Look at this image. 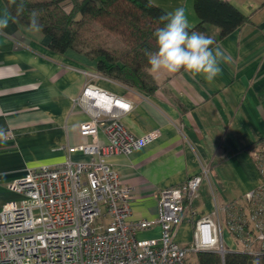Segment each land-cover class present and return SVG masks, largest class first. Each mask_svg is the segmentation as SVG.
<instances>
[{
	"label": "crops",
	"instance_id": "0c3cea01",
	"mask_svg": "<svg viewBox=\"0 0 264 264\" xmlns=\"http://www.w3.org/2000/svg\"><path fill=\"white\" fill-rule=\"evenodd\" d=\"M147 1L166 13L183 6L189 27L198 22L192 0ZM222 1L247 22L216 42L230 56L221 60V74L209 83L202 76L149 70L156 88L147 94L101 76L94 61L81 54L50 51L48 39L15 21L0 0V131L5 134L0 138V210L19 198L7 184L27 168L55 166L67 156L76 162L90 159L79 151L68 154V148L92 141L80 135L87 116L74 106L89 80L86 73L96 75L97 87L131 103L121 118L131 134L159 130L149 145L107 159L133 189L131 220L155 219L159 191L179 186L201 166L208 168V180L197 191L193 219L210 216L215 205H244V195L260 180L250 149L264 139V0ZM97 137L105 142L101 131ZM192 231L193 221L185 214L174 241L190 248ZM159 236L158 226L138 233L141 239Z\"/></svg>",
	"mask_w": 264,
	"mask_h": 264
},
{
	"label": "built area",
	"instance_id": "2783aa9c",
	"mask_svg": "<svg viewBox=\"0 0 264 264\" xmlns=\"http://www.w3.org/2000/svg\"><path fill=\"white\" fill-rule=\"evenodd\" d=\"M89 77L74 106L87 119L79 133L90 143L68 148L88 155L86 162L69 156L55 166L29 167L24 175L7 184L19 196L0 210V264H190L189 253L228 251L264 253V142L250 150L260 178L244 195V205L233 201L215 205L210 216L193 219V202L208 168L177 187L158 193L157 217L131 220L133 189L114 171L108 158L130 155L149 145L159 130L134 136L121 122L131 103L108 93ZM101 131L105 142L98 140ZM8 139L11 136H7ZM185 214L193 221L188 249L174 241L175 229ZM160 228L156 239L138 238V233ZM225 234L234 243L226 246Z\"/></svg>",
	"mask_w": 264,
	"mask_h": 264
},
{
	"label": "trees",
	"instance_id": "16d2710c",
	"mask_svg": "<svg viewBox=\"0 0 264 264\" xmlns=\"http://www.w3.org/2000/svg\"><path fill=\"white\" fill-rule=\"evenodd\" d=\"M192 3L198 22L189 31L203 33L215 42L247 22V17L226 1ZM5 5L13 19L25 27L31 28V14H37L39 31L48 39L50 51L76 52L94 61L101 76L147 94L155 90L146 52L157 51L154 32L163 26L159 18L166 12L149 1L23 0L20 7L21 0H5ZM191 254L195 264H264V253Z\"/></svg>",
	"mask_w": 264,
	"mask_h": 264
},
{
	"label": "clouds",
	"instance_id": "9594fccd",
	"mask_svg": "<svg viewBox=\"0 0 264 264\" xmlns=\"http://www.w3.org/2000/svg\"><path fill=\"white\" fill-rule=\"evenodd\" d=\"M20 7H23V0ZM159 19L164 23L154 32L157 51L146 52L150 72L169 75L183 72L193 79L202 76L207 82H213L222 72L221 60L228 61L230 56H226L210 36L189 31V20L183 6ZM30 26L36 31L40 30L35 12L31 14ZM4 137V132L0 131V138Z\"/></svg>",
	"mask_w": 264,
	"mask_h": 264
},
{
	"label": "rangeland",
	"instance_id": "374dc122",
	"mask_svg": "<svg viewBox=\"0 0 264 264\" xmlns=\"http://www.w3.org/2000/svg\"><path fill=\"white\" fill-rule=\"evenodd\" d=\"M70 7H67V10L69 9ZM226 246L230 247V248H233L234 247V243L229 240V239H226ZM188 261L190 264H195V260H194V257L191 253H189V257H188Z\"/></svg>",
	"mask_w": 264,
	"mask_h": 264
}]
</instances>
